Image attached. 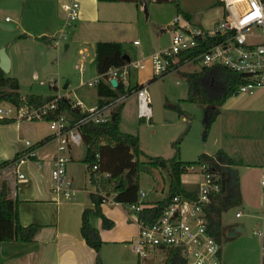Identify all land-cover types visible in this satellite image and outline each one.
Here are the masks:
<instances>
[{
  "label": "crops",
  "instance_id": "0c3cea01",
  "mask_svg": "<svg viewBox=\"0 0 264 264\" xmlns=\"http://www.w3.org/2000/svg\"><path fill=\"white\" fill-rule=\"evenodd\" d=\"M67 1L0 0V10L14 13L16 16V23L8 15H4L3 19L0 18V24L9 26V28L0 27V52L4 51L9 60V70L6 73L11 72L14 62H16L17 69L20 66V53L23 52L20 49V44L27 46L29 44L27 41L32 42L33 44L30 45L35 50L34 53L38 55L36 57L31 55L35 64L30 70L27 81L28 87L31 89L36 82L42 85L39 83L40 73L38 68L40 70V67L42 68L49 60L48 56H46V45L58 49L59 44L62 45V40L67 38L65 35V37L58 40L56 46L54 45L65 17L64 5ZM76 1L79 3L78 19L65 32L69 38L67 39L68 41L63 42V51L60 54V58L61 61H64L67 58V53L72 51L73 59L78 62L74 68L78 71L79 65L82 62L85 65L86 56L89 55V50L85 46L89 41L94 42L95 50V43L99 40L122 43L123 39L105 37L93 39L92 36L102 32L105 33V31L97 29L102 23H109V20L103 17L104 10L107 7L104 6L102 9V2L97 0ZM148 1L150 2V0H144V5ZM26 20L28 24L25 22ZM188 21L191 23L190 15ZM213 22L206 27L191 24L200 28H209ZM18 26L21 29L20 33L14 36L7 34L14 31ZM109 34L113 35L110 32ZM133 43L135 45L138 44L136 40ZM142 53L140 51V54ZM150 55L136 60H131L129 57L130 62L143 65L139 69L132 68L137 69L139 73V79L135 84H146L147 86L148 80L152 77ZM58 61L59 58H56L55 62L57 65ZM86 70L85 65L83 74L78 71L79 80L73 83L72 86H70L69 82L64 83L61 86L62 92L60 93L57 78L50 75L47 80L51 77L56 79L55 89L58 94L68 98L70 101L77 98L83 101L86 106H94L97 104L98 98L96 86L95 90H93L92 87L84 84L86 81L84 77ZM13 74L19 81L21 92L22 81L20 75L17 71H14ZM124 82H128V86L123 85L124 89L131 86L127 78L124 79ZM30 93H36V91ZM235 95L236 93L229 96L219 106V113L211 126L215 123L217 124L215 128L216 130L218 129L216 151H225L234 161L239 190V201L237 204L245 202L247 205H252V200L247 198L249 195L245 196L243 190H247V187L249 189L253 187L254 175L260 176L259 183L264 187L261 183L264 175V88H257L251 93L241 96ZM238 103H242V105L238 107L237 112L233 111V114L231 108L238 105ZM241 111L250 112V115L246 116ZM240 116L241 118L237 119ZM235 120H243L244 125H246V131L234 133L232 126ZM36 123L27 120H15L8 124H0V163L12 159L16 153L24 151L27 147L26 142L34 145L43 138H48L46 142L35 147V156L28 162L30 174L27 178L24 175L23 179H18L14 168L4 165L0 167V182L7 183L10 197L17 200L20 223L22 225L31 223L39 225L30 242L19 240L0 242V264H96L97 253L86 244L80 233L81 213L85 208L93 207L89 194L94 192L95 188L93 187L94 190L93 188L85 189L87 195L80 194L79 197L77 195L71 200L57 198L51 193L49 170L51 169L52 158L57 150V143L52 139L49 127L47 130L37 131V129L35 130ZM255 124L259 125V131L254 130L253 125ZM240 169H244L242 174ZM67 174L72 180L76 193L79 194L82 189L79 186H74V175L68 171ZM251 174L254 175L251 177ZM184 175L186 173L181 178ZM188 175L191 182L194 183L197 180L193 174ZM143 191L147 192V190ZM144 200L152 202L147 199V193ZM101 210L114 223L111 228H103L99 217L92 215L89 218L90 225L98 229L102 240V245L99 249L102 264H135L136 262L138 264V258L130 246V242L136 238L138 232L135 215L120 203L115 202L112 196H108L107 200L101 203ZM235 216L240 217L241 213L238 216L235 214ZM262 228H264V223ZM224 230L228 232V237L234 236L242 232L243 226H228ZM256 232L254 233L256 234ZM157 258L158 254L155 258L147 260V264L156 263ZM160 261L163 260L161 259ZM222 264H225L223 260Z\"/></svg>",
  "mask_w": 264,
  "mask_h": 264
},
{
  "label": "rangeland",
  "instance_id": "374dc122",
  "mask_svg": "<svg viewBox=\"0 0 264 264\" xmlns=\"http://www.w3.org/2000/svg\"><path fill=\"white\" fill-rule=\"evenodd\" d=\"M138 10H137V6ZM144 0L135 2H102L103 7H107L103 14L109 23H102L97 30L105 31L92 36L93 39L101 37L123 39V48L129 55L131 60L139 59L151 54L153 51L169 46L170 29L168 24L176 15L183 16V13L189 14L191 23L202 27L210 25L213 21L220 19L223 15L222 5L218 0H167L163 2H146V11L144 9ZM4 15L12 18L16 23L14 13L0 10V18ZM25 19V16H24ZM111 20V21H110ZM27 24V20L25 21ZM106 22V21H105ZM105 24V25H103ZM73 26V25H72ZM70 26L67 31L72 27ZM21 29L16 28L7 34L20 33ZM119 31V34H118ZM112 33L113 35L109 34ZM62 40L58 49L46 45V56L48 62L41 68H38L40 80H47L50 75L57 78L59 85V93L62 92L64 83L69 82L70 86L79 80L78 71L74 68L76 60L73 59L72 51L67 53V58L61 61L60 54L63 51V42L68 41L69 36ZM136 40L138 44H134ZM29 44L23 46L20 44V66L17 69L16 62L9 76H13L14 71L20 75L21 94H28L32 91L41 95H56L58 91L49 87L47 84L39 85L37 82L33 84V88H29L27 81L30 70L34 67V60L31 55L36 57L34 49ZM94 42L89 41L85 46L89 50L86 56V73L85 79H89L95 75L94 62ZM24 44V43H23ZM22 45V46H21ZM140 51L143 53L140 54ZM58 56V57H57ZM56 58H59L58 65ZM18 63V62H17ZM201 67L197 63H186L177 70H173L161 78L147 83V93L150 101L152 116L150 119H140L137 116L136 96L131 94L125 99L120 113V129L126 133L138 136L139 147L142 155L139 156L141 162V171L139 173L140 190H147V199L152 202L163 199L167 193L168 172L167 169H156L150 165V159L154 157L171 158L178 151L176 158L181 161H196L202 154H212L217 150L216 138L218 136L217 124L205 126L204 120L206 116V108L209 106L188 101L187 83L183 77V72H192L199 70ZM17 69V70H16ZM25 78V80H24ZM127 80L133 86L139 79L137 69H131L126 76ZM27 79V80H26ZM34 82V81H33ZM94 87V88H93ZM92 89L95 90V86ZM71 95V94H70ZM243 93H236L235 96H241ZM73 96V95H71ZM73 98V97H71ZM7 108V103H2ZM242 103L231 108L232 112H237L238 107ZM233 112V114H234ZM246 116L250 112L241 111ZM235 116V115H234ZM238 117L237 119H240ZM35 130L44 131L48 129V123L45 120H36ZM246 125L243 120H235L232 130L234 133L246 131ZM254 130L259 131V125H253ZM264 136V130H263ZM85 155V146L72 147L70 150L71 161L67 164V171L74 175V186H79L82 191L80 194L87 195L85 189H92L88 179L86 165L82 161ZM197 167L187 172L181 180L184 189H193L195 183L191 182L189 175ZM18 169L25 177L29 176V165L26 162L21 164ZM241 174L244 169H240ZM50 171V170H49ZM254 174H251V177ZM87 176V178H85ZM192 176V175H191ZM260 176L254 175L253 187L243 190L245 196L251 199L252 205L245 202L241 204H233L228 206L221 213V223L223 234L221 236L222 260L225 264H261V241L254 233L261 230L264 223V187L259 183ZM258 179V181H257ZM181 182V183H182ZM94 190V188H93ZM75 196V197H76ZM239 211L241 216L236 217ZM240 215V214H239ZM240 225L243 230L234 236H227L228 232L225 227ZM254 231V232H253ZM166 252H159L156 263L162 264L165 260ZM163 258V261H160ZM137 264V262L135 263Z\"/></svg>",
  "mask_w": 264,
  "mask_h": 264
},
{
  "label": "built area",
  "instance_id": "2783aa9c",
  "mask_svg": "<svg viewBox=\"0 0 264 264\" xmlns=\"http://www.w3.org/2000/svg\"><path fill=\"white\" fill-rule=\"evenodd\" d=\"M218 1L222 5L223 15L209 28L193 26L181 15L173 17L168 25L169 46L150 55L153 74L169 71L171 65L178 62L179 57L185 56L183 65L186 63H197L201 66L218 65L243 75L244 81L237 86L234 93L248 94L257 88H264V0ZM64 9L66 13L61 30L54 41L55 46L78 19L79 3L76 0H68ZM142 67V64L129 61L121 68H112L105 74H96L84 84L93 87L104 80L110 88H114L110 84V79L115 78L117 84L128 86V82H124L128 71ZM84 70L85 65L82 62L78 71L83 74ZM39 83L47 84L51 88H55L57 84L56 79L52 77L45 81L40 80ZM131 94L136 96L137 116L150 119L152 116L150 101L146 84H142L141 87L121 94L101 106L97 104L86 106L83 101L75 98L70 101L71 106L84 114L73 122L63 115L53 120H45L51 130L52 139L57 143V150L51 161L49 180L50 191L54 196L65 200H71L76 196V189L67 174V164L71 161L72 147L82 144L80 127L88 122L102 123L112 120L116 109L123 105ZM60 97L62 95L56 94L51 101L38 107L26 105L17 108L7 103L8 107L5 108L0 104V117L17 121L42 120L49 111L57 108V100ZM26 145V149L19 156L4 165L14 168L18 179H23L24 174L17 168L30 162L35 156L32 144L26 142ZM195 166L197 168L192 174L197 178L194 182L196 187L187 189L191 194L174 195L161 216L152 224H146L137 217L146 191L140 190L138 203L127 208L135 215L138 225L136 238L130 242L131 249L138 258V264H147V260L155 258L162 251L167 254L171 248L180 250L184 264H222L221 246L209 233L205 211V205L210 202V195L219 189L216 183L217 176L215 172L206 170L203 165ZM193 167L194 165L188 167L187 171ZM261 183L264 185V175ZM106 200L107 197L104 196L103 202ZM239 214L236 213L237 216ZM256 235L261 241V264H264V228L257 231Z\"/></svg>",
  "mask_w": 264,
  "mask_h": 264
},
{
  "label": "trees",
  "instance_id": "16d2710c",
  "mask_svg": "<svg viewBox=\"0 0 264 264\" xmlns=\"http://www.w3.org/2000/svg\"><path fill=\"white\" fill-rule=\"evenodd\" d=\"M98 2H137L138 0H97ZM163 2L167 0H153ZM185 18L189 14L183 13ZM95 71L97 74H105L112 68H121L129 63L125 55H128L121 42L102 41L95 43ZM185 56L179 57L176 64L171 65L169 71L162 74H153L148 82L163 77L167 73L180 67L184 63ZM183 77L187 83L188 91L186 99L191 102L209 106L206 108L205 126L209 127L219 113V106L229 96L233 95L238 85L243 83V75L233 72L224 66L212 65L201 66L199 70L183 72ZM147 82V83H148ZM142 84H135L124 89L121 83L110 88L104 80L96 86L97 105L107 104L126 92L141 87ZM55 98V95H41L29 93L22 95L19 81L14 76H9L0 68V104L8 103L17 108L31 105L41 106ZM120 105L114 114V119L102 123L88 122L80 127L82 144L85 146V155L82 161L86 165L88 179L95 191L90 193L93 203L92 208H85L81 213L80 233L86 244L95 250L96 264H102L99 249L102 245L98 229L91 226L90 216L101 219L103 228H111L113 221L107 218L101 210L103 197L112 196V199L128 208L138 203L139 196V173L141 162L139 156L142 151L139 147L137 135L126 133L120 129ZM84 113L76 110L70 104V100L64 96L57 100V108L49 111L45 119L53 120L59 115L66 116L71 122L77 120ZM143 119V118H140ZM12 118H1L0 124L14 122ZM48 138H43L33 148L46 142ZM178 151L171 158L165 159L154 157L150 159V165L156 169H167L168 186L165 197L156 202L142 201V208L137 212L140 221L152 224L163 213L168 206L170 199L176 194L190 195L181 183V176L187 172V168L193 165H203L206 170L215 172L216 183L219 189L210 195V202L205 205L208 218L209 233L221 246V236L223 228L221 223V213L228 206L237 204L239 201L238 178L234 169V161L229 155L218 150L212 155L202 154L196 161L186 162L176 158ZM22 152L16 153L15 157ZM12 158V159H13ZM12 159L0 163V167L9 163ZM96 166V168H93ZM38 224L22 225L19 221L17 200L12 199L9 194L7 183L0 182V242L19 240L22 242L32 241ZM163 264H184L178 248H171Z\"/></svg>",
  "mask_w": 264,
  "mask_h": 264
},
{
  "label": "water",
  "instance_id": "95a60500",
  "mask_svg": "<svg viewBox=\"0 0 264 264\" xmlns=\"http://www.w3.org/2000/svg\"><path fill=\"white\" fill-rule=\"evenodd\" d=\"M144 9H145V13H147L146 11V4L144 5ZM0 27L2 28H9L8 25H5V24H0ZM126 58V60L129 62L130 61V58L128 55H125L124 56ZM0 68L4 71V72H7L9 70V60H8V57L6 56V54L4 53V51H1L0 52ZM110 84L113 86V87H116L117 85V81L115 78H111L110 79ZM114 119V115L112 116V120Z\"/></svg>",
  "mask_w": 264,
  "mask_h": 264
}]
</instances>
